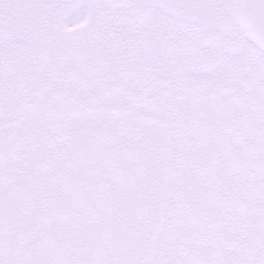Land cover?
Masks as SVG:
<instances>
[{"label": "snow or ice", "instance_id": "obj_1", "mask_svg": "<svg viewBox=\"0 0 264 264\" xmlns=\"http://www.w3.org/2000/svg\"><path fill=\"white\" fill-rule=\"evenodd\" d=\"M0 264H264V0H0Z\"/></svg>", "mask_w": 264, "mask_h": 264}]
</instances>
